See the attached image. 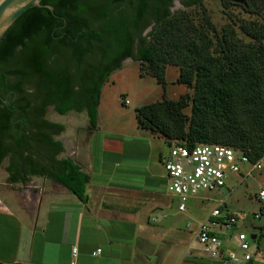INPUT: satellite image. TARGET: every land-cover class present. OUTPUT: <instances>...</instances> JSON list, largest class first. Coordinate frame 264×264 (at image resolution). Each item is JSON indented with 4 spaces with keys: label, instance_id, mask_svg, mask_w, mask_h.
<instances>
[{
    "label": "trees",
    "instance_id": "16d2710c",
    "mask_svg": "<svg viewBox=\"0 0 264 264\" xmlns=\"http://www.w3.org/2000/svg\"><path fill=\"white\" fill-rule=\"evenodd\" d=\"M201 1L184 0L187 8ZM225 1L257 17L264 9V0ZM40 3L54 13L30 7L0 40V167L9 159L14 183L46 176L86 200L90 177L73 160L58 159L64 146L55 137L64 127L45 112L49 106L62 114L80 109L73 97L86 86L95 129L102 89L129 58L164 89L168 66L178 67L177 82L188 90L178 100L164 97L136 109L140 128L164 136L168 145L219 144L252 163L264 159L262 24L229 18L218 30L206 13L199 23L192 11L171 13L173 0Z\"/></svg>",
    "mask_w": 264,
    "mask_h": 264
},
{
    "label": "crops",
    "instance_id": "0c3cea01",
    "mask_svg": "<svg viewBox=\"0 0 264 264\" xmlns=\"http://www.w3.org/2000/svg\"><path fill=\"white\" fill-rule=\"evenodd\" d=\"M90 133L82 159V145L71 158L58 156L73 160L90 177L85 201L41 175L17 183L18 190L0 192V264H213L195 238L196 223L211 212L195 219L189 207L211 199L200 195L185 213L178 211L179 199L168 191L161 164L167 148L157 151L146 140L125 144L97 127ZM97 138L99 146L90 150ZM254 196L262 212L259 223L249 222L242 209L230 210L225 201L217 207L223 203L225 210L240 213L242 231L258 230L260 235L250 236L257 248L248 264H264V203ZM188 222L194 223L192 231L186 230Z\"/></svg>",
    "mask_w": 264,
    "mask_h": 264
},
{
    "label": "rangeland",
    "instance_id": "374dc122",
    "mask_svg": "<svg viewBox=\"0 0 264 264\" xmlns=\"http://www.w3.org/2000/svg\"><path fill=\"white\" fill-rule=\"evenodd\" d=\"M186 10L192 11L191 14L195 16L194 20L196 23H199L200 18L206 13L218 30L223 29L227 24L231 23L229 18H233L238 24L242 21H256L264 26V9L261 11L260 17H257L247 14L241 7L227 6L225 0H202L199 5L191 8L186 7L184 0H175L171 8L172 13ZM235 29L239 33V26H236ZM150 31V29L147 30L145 35ZM239 35L242 38L240 33ZM179 74L178 67L168 66L165 78L167 85L166 89H164L155 77L142 74L139 62L131 58L125 60L122 67L112 73L109 82L102 89L100 105L98 106L99 126L97 128L99 133H102L101 135H104V133L108 136L111 135L125 144L143 143L142 141L146 140L148 144L158 149L157 151L160 148L166 149L168 143L164 136L139 127L136 109L162 101L164 97L169 100H178L182 95L186 94L188 92L187 87L177 82ZM125 101H128L127 105ZM185 113L190 115V109H187ZM47 118L49 121L59 123L64 127V131L55 137L64 146V152L61 157L71 158L73 149L82 145L78 153V158L82 159L84 153L86 155V152H84V142L87 143V141L91 140L90 132L94 131L89 119L86 116L73 114L61 117L55 114L52 109H49ZM99 140L97 138L91 141L90 150L93 149L95 151L97 149V146L100 144ZM8 165L9 159H6L0 167V192L10 187L17 190L20 188L19 184L14 183L10 179L6 170ZM262 165L264 167V159L262 160ZM241 169L244 172H248L251 170V166L242 165ZM36 179L37 176H33L32 180L36 181ZM246 182L247 184L245 183L233 188L231 190L232 193L225 188L220 193L206 194L205 196L210 198L211 201H206L203 205L189 203L190 212H192L195 219H201L205 214L217 208L221 201H225L230 210H233V207L237 210L242 209L243 213H246L249 222L252 224L259 223L260 220L253 219V215L259 211V204L255 201L254 195L258 194L262 189L264 190V169L254 172ZM49 184L50 182L48 181V184L45 185L47 189L50 188ZM185 219L189 220L186 217ZM246 232L249 237L255 233L259 234L258 230L253 228H248ZM252 246L256 250L257 245L252 243Z\"/></svg>",
    "mask_w": 264,
    "mask_h": 264
},
{
    "label": "built area",
    "instance_id": "2783aa9c",
    "mask_svg": "<svg viewBox=\"0 0 264 264\" xmlns=\"http://www.w3.org/2000/svg\"><path fill=\"white\" fill-rule=\"evenodd\" d=\"M161 164L168 179V191L179 199L180 213L187 211L191 199L201 194L220 193L225 188L232 193L233 188L247 183L254 172L264 169L262 160L252 163L246 155L231 147L219 144L190 147L183 142L168 145ZM242 165H250L251 170L244 172ZM256 197L264 203V190ZM261 217L262 212L253 216L256 220ZM151 221L156 223L158 218L153 217ZM242 221L238 214L225 210L222 203L207 219L196 223L195 238L213 264H248L253 260L252 243L255 241L240 229ZM193 227V222L186 224L187 231H192ZM232 244L233 248L229 247Z\"/></svg>",
    "mask_w": 264,
    "mask_h": 264
},
{
    "label": "water",
    "instance_id": "95a60500",
    "mask_svg": "<svg viewBox=\"0 0 264 264\" xmlns=\"http://www.w3.org/2000/svg\"><path fill=\"white\" fill-rule=\"evenodd\" d=\"M233 2L246 4L245 0H233ZM30 7L47 8L54 13V7L42 5L40 0H0V40Z\"/></svg>",
    "mask_w": 264,
    "mask_h": 264
},
{
    "label": "flooded vegetation",
    "instance_id": "af4514ba",
    "mask_svg": "<svg viewBox=\"0 0 264 264\" xmlns=\"http://www.w3.org/2000/svg\"><path fill=\"white\" fill-rule=\"evenodd\" d=\"M174 1L175 0H173V3H174ZM173 3H172V5H173ZM171 8H172V6L170 7V11H171ZM171 13H172V11H171ZM154 26H155V23H153L148 29H146V31L149 30V29L152 30V28ZM145 32H144V35H145ZM136 47H137V45H135V51H136ZM81 90H82V93L80 95H76V97H73V98H75L74 99L75 103L78 104V106H80V109L73 108V109L67 111V113L62 114V113L58 112L55 107L49 106L46 109L45 118L48 119L47 115H48L49 109H52V111L55 114H57L58 116H61V117H65V116H67L69 114H73V115H78V116H86L88 119H90V115H91V112H90V109H89V104H90L89 95H90V93H89L88 87H86V86L84 88H81ZM79 91H80V89L77 90V93Z\"/></svg>",
    "mask_w": 264,
    "mask_h": 264
}]
</instances>
